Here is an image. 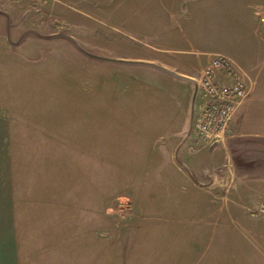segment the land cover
<instances>
[{
	"label": "crops",
	"instance_id": "0c3cea01",
	"mask_svg": "<svg viewBox=\"0 0 264 264\" xmlns=\"http://www.w3.org/2000/svg\"><path fill=\"white\" fill-rule=\"evenodd\" d=\"M118 8L154 22L163 13L170 30L149 51L103 39L117 67L88 69L85 93L71 68L68 83H55L67 98L30 99L27 49L10 48V27L0 33V264H264V248L251 241L264 229L235 226L264 220L261 160L233 165L230 140L191 158L181 147L199 105L196 79L214 55L250 77L233 136L264 139V0H120ZM160 156L167 162L158 165ZM46 157H69L60 165L69 177L47 183ZM94 157H102L96 177ZM100 176L117 177L121 190ZM237 182L245 196L235 195ZM175 204L199 212L176 218Z\"/></svg>",
	"mask_w": 264,
	"mask_h": 264
},
{
	"label": "rangeland",
	"instance_id": "374dc122",
	"mask_svg": "<svg viewBox=\"0 0 264 264\" xmlns=\"http://www.w3.org/2000/svg\"><path fill=\"white\" fill-rule=\"evenodd\" d=\"M119 1L120 0H0V33L5 32L7 26L10 27V29H8L11 36L9 40L10 48L14 50V52H18L19 47L24 44V47L27 49L25 58L30 65V99L53 100L55 98H67L65 95L57 96L55 83L58 79L60 81L65 79L67 80V82H65L68 83V79L71 78V72H69L71 68H77L81 71L83 74L81 76L83 80H81L82 83L86 82L84 73H86L88 69H92V67L111 66L116 68L118 62L115 61L111 55L109 56V54L102 50L103 39L124 40L126 42V48L131 45L141 48L143 51H149V49H151L150 46L153 44V40L151 39H155L156 35L170 30L167 27V18L165 15H162L163 13H158V19L154 22L149 12L136 13L131 8L120 10L118 8ZM58 43L67 48L70 47L78 60L70 57L63 48H59ZM249 87L250 81L248 82V91ZM86 88L87 86L84 83L81 88L83 93H85ZM234 117L230 125L232 133L227 136L224 143L220 144L223 145L229 140L235 141L232 148L234 150H231L229 153V156L231 154L230 162L237 167L240 166L244 168L246 164L245 160L258 157V159L261 160V162H259L260 165H264V139L254 138L251 140H243L242 138L233 136L236 129ZM190 133L192 132L187 130L181 142V147L188 153L185 155V158H191L190 155L199 152L201 149L205 148L207 150L216 147H210V144L200 141L194 133L191 135ZM129 158L133 157H126V159ZM46 159L47 183L50 179L54 182L53 179L55 177H69V170H64V167H62L61 171L60 166L63 163H68L69 157H46ZM101 159L102 157H94L95 177L98 174L102 175L96 171L97 169H101L99 168ZM189 161L194 162L191 160ZM166 162L167 159L165 156H160L156 160L158 165ZM216 173L217 170H215V172H209L206 177L207 182H204L206 186L212 180L211 175ZM240 174L243 175V171H241ZM155 177L158 178L159 175L156 174ZM97 178L103 181L104 187L111 192L121 190L117 189V177L114 182H107L105 179L103 180L101 176ZM233 189L235 195H246L247 189L243 182H237ZM131 193L134 192H130L129 194ZM178 206H181V204ZM255 206L256 205H250V211L257 215L259 211ZM158 207L161 208V205H158ZM129 209L130 208L126 205H123L119 207V214L123 212L124 214L122 215L125 216L129 212ZM172 210V215L174 217L183 216L187 219L196 216L199 212L196 208H182L177 207L176 204L173 205ZM156 211L160 212L162 210L156 209ZM115 223L118 222L116 221ZM235 226L239 229L240 226H242L249 229H256L261 232L264 229V220H239V224ZM179 227L181 226L174 225V228ZM251 238V241L258 248H264V235L253 236ZM222 239L223 244H229V242H231L239 245L242 243L236 238L230 241L227 239V236H223ZM227 256L229 255L227 254ZM241 258L242 253H238L235 259L240 260ZM253 259L256 260V258Z\"/></svg>",
	"mask_w": 264,
	"mask_h": 264
},
{
	"label": "built area",
	"instance_id": "2783aa9c",
	"mask_svg": "<svg viewBox=\"0 0 264 264\" xmlns=\"http://www.w3.org/2000/svg\"><path fill=\"white\" fill-rule=\"evenodd\" d=\"M249 81L248 72L231 59L212 56L196 80L199 105L189 132L210 147L224 143L232 133L230 125L240 103L246 98Z\"/></svg>",
	"mask_w": 264,
	"mask_h": 264
}]
</instances>
